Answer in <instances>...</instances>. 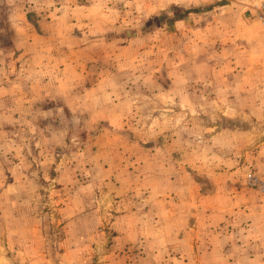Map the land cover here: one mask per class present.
<instances>
[{
    "label": "rangeland",
    "instance_id": "rangeland-1",
    "mask_svg": "<svg viewBox=\"0 0 264 264\" xmlns=\"http://www.w3.org/2000/svg\"><path fill=\"white\" fill-rule=\"evenodd\" d=\"M262 12L0 0V264H264Z\"/></svg>",
    "mask_w": 264,
    "mask_h": 264
},
{
    "label": "built area",
    "instance_id": "built-area-1",
    "mask_svg": "<svg viewBox=\"0 0 264 264\" xmlns=\"http://www.w3.org/2000/svg\"><path fill=\"white\" fill-rule=\"evenodd\" d=\"M259 18H260L261 23H262V25L264 27V12L260 13V17ZM247 181H248L249 184H253V185L256 184V179L254 177L249 176Z\"/></svg>",
    "mask_w": 264,
    "mask_h": 264
}]
</instances>
